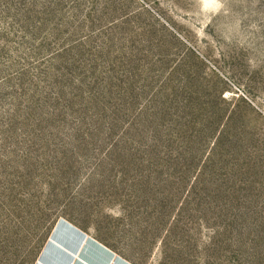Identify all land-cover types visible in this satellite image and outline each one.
Returning a JSON list of instances; mask_svg holds the SVG:
<instances>
[{
  "label": "rangeland",
  "instance_id": "374dc122",
  "mask_svg": "<svg viewBox=\"0 0 264 264\" xmlns=\"http://www.w3.org/2000/svg\"><path fill=\"white\" fill-rule=\"evenodd\" d=\"M0 264H264V0H0Z\"/></svg>",
  "mask_w": 264,
  "mask_h": 264
}]
</instances>
